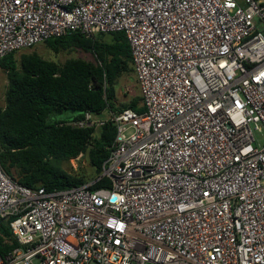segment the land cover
I'll use <instances>...</instances> for the list:
<instances>
[{"label":"built area","instance_id":"built-area-1","mask_svg":"<svg viewBox=\"0 0 264 264\" xmlns=\"http://www.w3.org/2000/svg\"><path fill=\"white\" fill-rule=\"evenodd\" d=\"M115 32L144 111L70 123L115 127L91 183L30 189L0 165V264H264V0H0V58Z\"/></svg>","mask_w":264,"mask_h":264},{"label":"trees","instance_id":"trees-1","mask_svg":"<svg viewBox=\"0 0 264 264\" xmlns=\"http://www.w3.org/2000/svg\"><path fill=\"white\" fill-rule=\"evenodd\" d=\"M45 44L55 52L80 49L92 54L97 64L79 59L57 64L36 53L21 55L19 62L16 52L0 58L8 82L5 107L0 108V165L11 178L10 168L17 169L21 177L13 179L25 187L54 191L86 184L60 165L87 151L95 181L115 136L113 124L93 129L77 128L71 122L81 120L85 112L103 118L109 111L124 109L142 113L144 107L139 94L116 106L118 80L126 74L135 76L124 32L99 33L90 39L71 33ZM104 184L96 182L90 189ZM9 236L0 224V253L8 246L3 237Z\"/></svg>","mask_w":264,"mask_h":264},{"label":"rangeland","instance_id":"rangeland-1","mask_svg":"<svg viewBox=\"0 0 264 264\" xmlns=\"http://www.w3.org/2000/svg\"><path fill=\"white\" fill-rule=\"evenodd\" d=\"M260 27H258V30ZM107 39L110 38L108 35ZM36 53L39 57L46 61H52L57 64H63L68 60L79 59L90 63H96L94 56L90 53L84 52L80 49L70 48V49H60L55 52L48 48V46L43 43L35 46L31 49L19 50L15 53V59L19 62L21 55ZM19 65V64H18ZM8 86L7 78L5 73L0 69V108L5 107V92ZM139 94V89L135 76L123 75L119 80L116 87V106H121L123 103L127 102L132 95ZM254 137L261 144H264V133H254ZM62 170L72 177L83 180L86 184L94 181L97 176L95 170L89 163L88 151L82 156H79L69 161L63 162L61 165ZM13 178L20 179L21 174L15 168H10Z\"/></svg>","mask_w":264,"mask_h":264}]
</instances>
